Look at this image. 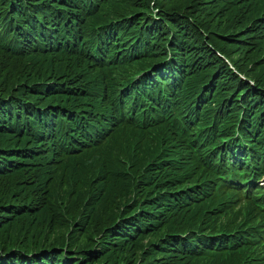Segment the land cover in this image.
Here are the masks:
<instances>
[{"label": "trees", "instance_id": "16d2710c", "mask_svg": "<svg viewBox=\"0 0 264 264\" xmlns=\"http://www.w3.org/2000/svg\"><path fill=\"white\" fill-rule=\"evenodd\" d=\"M263 175L264 0H0V264H200Z\"/></svg>", "mask_w": 264, "mask_h": 264}, {"label": "rangeland", "instance_id": "374dc122", "mask_svg": "<svg viewBox=\"0 0 264 264\" xmlns=\"http://www.w3.org/2000/svg\"><path fill=\"white\" fill-rule=\"evenodd\" d=\"M117 124L115 123V126ZM114 126V127H115ZM152 134L150 132L145 134V139L147 140L150 138ZM222 147V154L225 160H228L230 157V151L228 146L223 143ZM177 151V158H176V164L179 169L185 168L184 160L187 158L186 151L188 148L186 147V144L183 145V147H178L175 149ZM211 158V155L209 156ZM170 158V152L165 146H161L160 150L156 154H152L146 157L145 161L150 162L151 164L156 165L159 169H164L168 160ZM210 161V160H208ZM108 163H112L113 167H115V162L112 160V158L107 157L104 160V165H107ZM210 171H212V167L209 163L207 172L210 175ZM125 174H130L127 167L126 170L124 169ZM264 178V177H263ZM262 185V183H261ZM264 187V186H262ZM264 202L260 203L263 204ZM264 205V204H263ZM264 207V206H262ZM258 208V207H256ZM258 208L257 210H259ZM238 226H236L235 231L233 234L230 233V237H233L235 235L240 234H260L261 231H264V221L256 220L252 217V215H246V214H240L238 217ZM218 227V226H216ZM243 242V245L246 246L248 249L245 252L237 251L241 246L235 247L233 246L234 243ZM207 254L209 258H206L205 260H202L200 258L199 262L200 264H249V263H260L264 262V237L261 236L259 241L256 243H251L247 240H244V238H241L240 236L234 241L229 243V248H217L214 251L212 249H207L205 246ZM237 251V254L232 255L229 254V252Z\"/></svg>", "mask_w": 264, "mask_h": 264}, {"label": "clouds", "instance_id": "9594fccd", "mask_svg": "<svg viewBox=\"0 0 264 264\" xmlns=\"http://www.w3.org/2000/svg\"><path fill=\"white\" fill-rule=\"evenodd\" d=\"M244 158H241V160H243ZM247 159H250V156L247 157ZM241 163H243V161H241ZM264 175L262 177H257V179H255L254 184L252 185V187L256 190H259L262 188V186H264ZM262 183V185H261ZM250 187V186H248Z\"/></svg>", "mask_w": 264, "mask_h": 264}]
</instances>
